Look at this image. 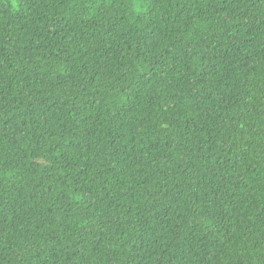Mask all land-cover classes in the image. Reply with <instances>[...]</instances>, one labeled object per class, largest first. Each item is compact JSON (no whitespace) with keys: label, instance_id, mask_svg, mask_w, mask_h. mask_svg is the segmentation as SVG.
<instances>
[{"label":"trees","instance_id":"trees-1","mask_svg":"<svg viewBox=\"0 0 264 264\" xmlns=\"http://www.w3.org/2000/svg\"><path fill=\"white\" fill-rule=\"evenodd\" d=\"M0 264H264V0H0Z\"/></svg>","mask_w":264,"mask_h":264}]
</instances>
